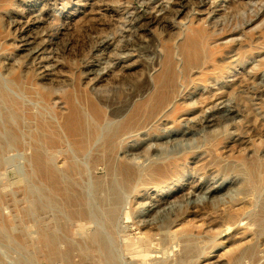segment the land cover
Returning <instances> with one entry per match:
<instances>
[{
  "label": "rangeland",
  "instance_id": "1",
  "mask_svg": "<svg viewBox=\"0 0 264 264\" xmlns=\"http://www.w3.org/2000/svg\"><path fill=\"white\" fill-rule=\"evenodd\" d=\"M173 1L0 0V264H264V0H202L165 29L142 19ZM235 24L187 70L188 36ZM138 27L142 48L122 51ZM165 58L183 101L152 115L134 82L155 83ZM82 65L106 72L94 90Z\"/></svg>",
  "mask_w": 264,
  "mask_h": 264
},
{
  "label": "bare ground",
  "instance_id": "2",
  "mask_svg": "<svg viewBox=\"0 0 264 264\" xmlns=\"http://www.w3.org/2000/svg\"><path fill=\"white\" fill-rule=\"evenodd\" d=\"M170 4L173 5L174 7L170 6L171 8L169 7L167 9H165L163 5H159L157 7L158 11H162L165 9L164 12L161 13L159 16H154L153 14L150 13V14H147L146 17L145 16L142 17V19H148V21H151L152 23L157 25L158 27H160V29H165L167 23L170 22V20H167L169 18L168 17L169 14H172L174 16H179L181 13H183L186 7H189L188 5H190V10L192 11L191 13L195 11L198 14L202 12L199 9L205 6V2H203L202 0H198L195 2H190L188 0H185V1L180 0L176 3L173 1ZM36 21H38V19H36ZM101 26H103L102 23L97 24V26L88 24L84 26L83 30L84 32L86 33L88 32V34H90V33L97 32L98 30H100ZM137 31L141 32L143 31V28L141 27L136 28L134 33H132L134 39H129V40L124 41V43L121 46L122 51H127V50L138 51V49L142 48V46H137L136 44H134L136 37H138ZM241 32H242L241 29L237 30V24H235L234 26L231 25L230 27H228L227 31L213 30L211 34L208 31L204 32L203 30H197L196 31L197 34L193 36H188L180 44L181 51L184 54L183 56L185 59V66L187 67V70L190 71L193 69H197L202 64V58L204 57L205 53L209 51L208 40H213V43L225 41L222 46L227 47L228 45L236 41L237 36ZM20 42H21L22 47H28L31 44V42H29L27 39H22L20 40ZM100 44H99L100 47L99 46L94 47L95 48L94 51H99L103 46L107 45L108 42L102 41ZM162 46L165 48V51H169L168 42H163ZM214 47L216 48L217 45H214ZM25 50L27 51L28 60H31L32 62H34L35 60L38 59V57H40L45 52V44L41 43L40 45L36 47H29L28 49H25ZM199 59L201 60V62L198 61ZM194 61H198L197 64L199 65L196 67L195 66L191 67V65L195 63ZM230 65L232 64L228 63L227 66H223L222 71L226 70L227 72L231 67ZM82 66L87 68L86 75H89L92 77L90 80L91 85L89 87L90 88L92 87V90H94L95 85L101 80V78L103 77V75L106 74V72H104V68H100V67H96L92 65H89V66L82 65ZM40 75H41L40 76L41 79H45L47 76L44 73H40ZM175 78H176L175 69L172 63L170 62V60L165 58L161 71L156 73L155 75V78H154V81L156 79L155 83H153L152 85L148 87L145 74H143L141 78H139L138 80L134 82L135 85H134L133 92L141 94V93H145L148 90L149 95L146 97L144 101V104H145L144 112L148 111V112H151L152 115H154V114H157L160 110L166 108L173 99L179 98V100L182 99L183 101V98L175 96L176 89H177L176 84H175ZM209 79L212 80V77H209L206 79L204 78L203 82L204 83L210 82ZM192 82L194 84H200L201 80L192 79ZM52 96H54V94ZM50 98H51V95H50ZM83 100L86 104V107L88 108V111L92 115V120H94L95 123L100 124L101 123L100 120H102L101 113L99 112L100 109L96 106V104L92 100L85 98V97L83 98ZM64 104H66L67 106V113L62 121L64 128L66 129L69 135L78 137L77 138L78 142L80 143L84 142V140L82 139L83 138L82 130L84 127H86L85 126L87 124L86 119L83 116H81L78 111H75V109L72 108L71 104L69 103L67 104L66 101H64ZM122 107L123 106L121 105V106H118L117 108L120 109ZM183 111H186V109L183 108ZM49 145H50V148H49L50 150H53V148L56 147V145L53 143V139H50Z\"/></svg>",
  "mask_w": 264,
  "mask_h": 264
}]
</instances>
